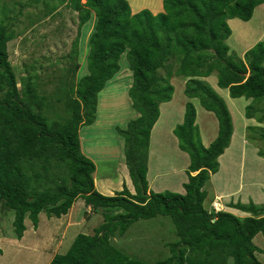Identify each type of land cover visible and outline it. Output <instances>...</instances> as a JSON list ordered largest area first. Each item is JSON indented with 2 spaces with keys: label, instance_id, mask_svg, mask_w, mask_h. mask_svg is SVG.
Instances as JSON below:
<instances>
[{
  "label": "trees",
  "instance_id": "1",
  "mask_svg": "<svg viewBox=\"0 0 264 264\" xmlns=\"http://www.w3.org/2000/svg\"><path fill=\"white\" fill-rule=\"evenodd\" d=\"M60 2L78 11L80 24L91 13L95 17L88 38V73L68 88L61 119L47 115L49 102L38 95L31 76L23 78L21 90L17 87L7 52L13 33L4 23L5 13L0 20V202L14 212L15 237H22L26 217L35 229L40 212L60 217L81 198L93 212L102 210L103 221L93 234L78 233L47 264H262L256 252L264 251L253 238L264 233V204H229L249 213L244 217L203 206L202 188L218 170L217 157L229 144L232 121L224 100L200 78L215 72L217 85L228 88L231 97L252 99L245 116L264 121V109L257 106L264 101V41L242 57L226 43L231 32L227 19L249 20L264 0H162L163 11L155 14L146 8L132 12L127 0ZM122 54L132 76L128 96L139 113L126 129H118L134 193L124 186L106 195L95 188V163L81 149L79 130L96 119L98 94L119 70ZM172 76L185 78L184 94L197 97L218 120V135L203 145L195 107L185 103L183 121L173 129L190 160L184 193L152 191L146 179L150 130L159 103L171 99ZM252 129L248 127L250 133ZM250 133L248 140L254 142ZM258 154L264 157L261 148ZM157 215L170 217L178 236L168 243L167 257L154 263L131 258L110 242L133 222Z\"/></svg>",
  "mask_w": 264,
  "mask_h": 264
},
{
  "label": "rangeland",
  "instance_id": "2",
  "mask_svg": "<svg viewBox=\"0 0 264 264\" xmlns=\"http://www.w3.org/2000/svg\"><path fill=\"white\" fill-rule=\"evenodd\" d=\"M84 1L81 0V3ZM127 1L133 11L144 8L156 11L147 5L134 9V6L143 5L145 0ZM158 2L159 0L148 1V4L156 8ZM4 13V23L13 33L7 42V52L17 87L21 90L24 85L23 78L26 81L31 76V83L38 95L45 97L49 102V107L45 108L47 115L61 119L59 117L66 115L64 98L68 94V88L75 84L79 77L88 73L86 55L88 38L95 23L93 13L89 21L80 24L78 11L60 0H0V20ZM118 63L119 70L98 94L96 119L90 125L81 126L79 135L83 153L97 166L96 177L107 175L116 182L122 181L120 186L123 189L126 186L125 183L123 185L124 174H127L130 181L131 179L124 159V139L118 129H126L128 123L136 119L139 113L131 106L128 96L132 76L125 54L120 56ZM58 97L61 98L60 101L57 100ZM257 104L258 109H264V101ZM250 135L264 152V130L255 134L251 132ZM126 188L129 189L127 186ZM115 192L113 191V194ZM220 205L222 203L218 204ZM73 207V217L79 220L62 228L60 243L55 244V247L59 248L53 254L64 253L78 233L93 234L94 227L103 221L102 210L93 212L85 206L81 198L74 202ZM4 216H9L10 224ZM13 216V210L0 202L1 231L6 230L8 234L10 232L13 235ZM65 218L66 216H63L62 219ZM257 235L259 236H255L253 241L264 251V233ZM177 238L170 217L157 215L133 222L122 235L115 234L109 240L128 257L154 263L169 255L168 243ZM11 246L8 244L6 250H3L0 264H43L46 260L34 257L35 249L31 245ZM256 256L264 264V253L256 252Z\"/></svg>",
  "mask_w": 264,
  "mask_h": 264
},
{
  "label": "crops",
  "instance_id": "3",
  "mask_svg": "<svg viewBox=\"0 0 264 264\" xmlns=\"http://www.w3.org/2000/svg\"><path fill=\"white\" fill-rule=\"evenodd\" d=\"M148 1L154 2L155 0H145L143 5L134 6L135 8H133L139 9L147 5L152 10H156L151 11L154 14L163 11L162 0H159L156 8H152ZM130 3L132 4V2ZM227 23L231 32L226 39V43L230 49L242 57L256 42L264 41V3L254 7L249 20L232 17L227 19ZM200 79L206 81L221 96L232 121V134L229 144L223 153L217 157L218 170L210 174L202 188L206 192L203 206L209 212L224 210L244 217L249 213L230 207L229 204L238 201L243 204H247L249 201L255 204H264V157L258 154L259 147L255 140L250 142L247 137L250 133L248 127L255 128L252 131L255 134L264 128V121L259 122L254 117H246L245 106L252 99L244 96L231 97L228 88L217 85L215 72ZM184 81L181 77L172 76L170 78V83L173 86L171 99L159 103V115L150 130L146 179L149 189L155 192L164 190L185 192L183 184L188 180L187 168L190 160L188 154L178 147V139L174 135L173 129L183 121L187 101H191L195 107V123L198 127L201 143L208 146L218 135V120L215 114L206 110L197 97H187L184 94ZM96 171L97 166L95 164L93 180L99 192L113 195V191L122 190L120 186L122 181L116 182L107 175H101L97 178ZM192 174H195V172H192ZM124 176L123 185L125 183L130 192L134 193L132 181L129 180L127 174H124ZM219 203H222V205L218 206ZM73 205L66 214H62L60 217L48 218L44 212H40L36 229L33 228L30 219L26 217L24 219L25 230L20 239H17L14 233L11 235L6 230H0V248L2 249L0 259L3 257V250H6L8 244L12 245L11 247L31 245L35 249L34 257L46 258L43 264H47L53 257V253L59 248V246L58 248L55 247V244L60 243L62 228L66 224L71 225L79 220L73 217ZM86 207L89 208V206ZM63 216H66V218L62 219ZM4 218L8 219L9 224L11 223L9 216H4ZM61 222L62 224H60ZM56 230H61V233L59 234V231L58 234L55 233ZM255 236L259 235L256 234Z\"/></svg>",
  "mask_w": 264,
  "mask_h": 264
}]
</instances>
